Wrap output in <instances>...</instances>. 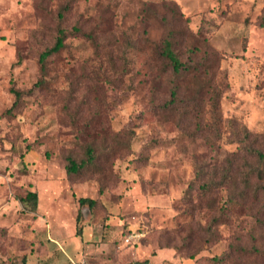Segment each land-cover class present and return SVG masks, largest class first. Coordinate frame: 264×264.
<instances>
[{"label":"rangeland","instance_id":"rangeland-1","mask_svg":"<svg viewBox=\"0 0 264 264\" xmlns=\"http://www.w3.org/2000/svg\"><path fill=\"white\" fill-rule=\"evenodd\" d=\"M163 1L0 0L1 253L8 246L22 247L18 236L41 212L39 204L45 214L55 201L65 228L91 226L113 246L138 248L140 260L168 249L179 263L166 264H214L213 259L264 264V256L252 252H264V228L256 226L260 207L231 209V224L214 227L216 239L205 247L207 222L228 209L229 192L213 196L216 211L211 212L196 184L187 190L195 167L219 172L225 158L237 152L228 142V120L264 135V27L257 22L264 0H170L188 18V29L200 31L220 55L215 78L225 87L219 101L223 134L210 139L212 145L204 136L186 137L207 118L180 123L176 113L165 120L158 109L170 91L167 77L157 76L150 61L162 30L154 20L143 21L140 9L149 3L163 13ZM66 4L64 26L95 30L105 48L96 55L89 40L68 36L65 47L48 59L45 85L33 88L41 76L39 53L51 46L57 11ZM121 56L128 61L127 72ZM12 86L24 94L6 113L15 101ZM116 138H130L129 148ZM87 145L93 160L67 173L66 158L85 159ZM28 192L37 194L35 213L18 201ZM80 197L95 200V206L80 207ZM5 225L14 227L17 239ZM192 254L193 261L181 259Z\"/></svg>","mask_w":264,"mask_h":264},{"label":"trees","instance_id":"trees-1","mask_svg":"<svg viewBox=\"0 0 264 264\" xmlns=\"http://www.w3.org/2000/svg\"><path fill=\"white\" fill-rule=\"evenodd\" d=\"M160 7L163 13H159L149 3H143L140 9L143 21L154 20L162 30L160 39L154 42L151 48L150 61L157 76L167 77L166 81L170 91L169 101L158 106V109L165 120L176 113L180 123L186 119H196L200 116L202 119L207 118V124H202L200 127L199 123L198 132H188L186 137L194 140L197 136H204L205 142L212 145L210 139H221L223 134L220 128L219 101L225 87L215 78L220 68V55L209 45L200 31L194 33L188 29V18L183 17L174 1L164 0ZM68 10L69 6L66 4L57 11L56 35L51 46L39 53L38 63L41 76L33 88H41L45 85L48 59L65 47V40L68 36H80L89 40L95 48L96 55L105 48L103 43L98 41L100 35L96 34L95 30L86 31L78 25L71 29L64 26ZM257 22L260 27H264V9ZM143 31H145L144 28ZM125 38L126 45H129L130 41L127 37ZM119 60L122 62L123 71L127 72V59L125 56H121ZM20 61L21 58L18 57V63ZM109 62L113 65L112 61L109 60ZM106 81L113 84L110 79H106ZM10 92L15 101L12 107L6 110V113L11 112L24 94L23 91H19L14 86L10 88ZM226 129L229 133L228 142L237 145V152L231 153L225 158L219 172L214 169L208 172L200 166L195 167V178L187 189L192 190L196 184L201 194L200 198L208 199L207 206L211 212L216 211L213 196L221 190L229 192V198L226 201L228 209H223L217 215H212L207 222L205 229L208 237L203 244L205 247L216 239V235L213 233L214 227L231 224V217L229 216V212H232L231 209L239 212L247 208L246 210L249 211L251 208L248 205L257 206L261 209L259 216L264 218V135L253 134L245 127H240L234 120L226 122ZM128 140L122 141L116 138L115 141L121 147L129 148ZM83 149H85V159L75 161L71 157L66 158L67 173H76L93 160V148L87 145ZM18 201L23 208L30 212L35 213L37 211L38 197L36 192H28L25 197L19 198ZM78 203L80 207L86 205L91 209L95 206L96 201L85 197L79 198ZM81 214L78 211L76 217L78 223ZM260 217L256 219V226L264 228V219H260ZM80 233L81 227H78L76 234L79 235ZM252 252L264 256V252L256 248ZM178 257L180 256L178 255ZM181 259L193 261L195 256L192 254ZM216 260L213 259L214 264H217ZM1 264H5V262ZM19 264H25V257L20 260Z\"/></svg>","mask_w":264,"mask_h":264},{"label":"crops","instance_id":"crops-1","mask_svg":"<svg viewBox=\"0 0 264 264\" xmlns=\"http://www.w3.org/2000/svg\"><path fill=\"white\" fill-rule=\"evenodd\" d=\"M58 206L57 202H50L47 213L43 214V208L39 204L41 212L38 215L33 214L36 217L33 218L31 227L18 236L22 238V247L8 246L4 252H0V264H19L23 257L25 264H72L81 259L90 264H166V261L173 263L177 259L174 253L164 249L140 260L137 256L138 248L133 250L113 246L103 240L102 236L94 235L96 232L87 225H84L81 233L77 235L74 226L64 227V218ZM5 226L8 227V235L15 236V233L11 232L14 227ZM15 237L17 239V236ZM95 257H98L99 261L95 262ZM185 262L187 261H182L181 264Z\"/></svg>","mask_w":264,"mask_h":264},{"label":"built area","instance_id":"built-area-1","mask_svg":"<svg viewBox=\"0 0 264 264\" xmlns=\"http://www.w3.org/2000/svg\"><path fill=\"white\" fill-rule=\"evenodd\" d=\"M72 264H90V263L87 262V261L84 260V259H81V260H79V261H77V262H72Z\"/></svg>","mask_w":264,"mask_h":264}]
</instances>
